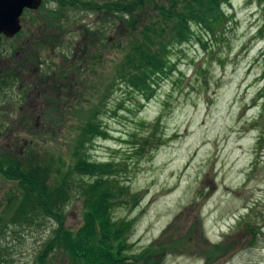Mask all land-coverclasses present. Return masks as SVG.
<instances>
[{"label": "rangeland", "instance_id": "obj_1", "mask_svg": "<svg viewBox=\"0 0 264 264\" xmlns=\"http://www.w3.org/2000/svg\"><path fill=\"white\" fill-rule=\"evenodd\" d=\"M149 1L152 15L156 2H166ZM56 8L55 1L43 0L38 10L24 11L19 34L2 38L0 71L15 56L28 67L22 72L26 85L7 87L0 77L4 168L19 157L29 164L41 161L54 172L61 161L70 165L75 139L101 103L98 115L109 137L97 138L89 154L96 162L117 163L119 182L129 186L130 196L139 197L135 207L133 200L113 212L134 222L132 254L170 236L163 240L168 250L157 255L160 264H205L203 252L212 254L211 264H264V99L259 98L264 89V0H229L224 6L228 20L215 36L195 27L198 37L174 48L173 67L149 101L115 80L124 58L122 21L116 19L105 38L95 36L97 44L82 53L80 28H97L100 21L95 14L66 11L64 27L50 31L61 42L56 50L44 51L46 60L40 62L75 65L76 70L70 77L48 78L59 90L53 96L56 108L50 95L35 91L32 98L39 104L33 119L24 105L29 87L39 83L41 63L26 64L29 57L18 50L41 36L43 15ZM147 138L153 144L143 149ZM18 183L0 174L2 220L11 216L14 201H8L19 193ZM83 202L75 191L65 207V223L74 231L84 222ZM55 227L49 219L31 228L11 225L0 239L1 262L32 264ZM184 235L192 240L190 246L182 242ZM60 260L52 257L53 264Z\"/></svg>", "mask_w": 264, "mask_h": 264}, {"label": "trees", "instance_id": "obj_2", "mask_svg": "<svg viewBox=\"0 0 264 264\" xmlns=\"http://www.w3.org/2000/svg\"><path fill=\"white\" fill-rule=\"evenodd\" d=\"M50 1H55L57 8L46 11L43 15L44 24L41 26L39 23V29H45L41 31V36L38 35L34 43L29 46L25 44L18 50L21 56L29 57V60L24 62L38 67L42 59L46 60L44 51L56 50L54 47L61 41H58V35L55 36L50 31L56 27H64V20L68 19L66 11L95 14L100 21L97 28L93 24L80 26L84 45L82 53L87 52L91 44H97L98 39L96 40L95 36L103 35L105 38L107 27L113 26L116 19H120L126 39L122 44L124 58L117 66L115 80H121L127 89L147 101L154 97L160 82L171 71L174 48L198 37L195 27L203 28L208 34L215 36L228 20L224 6L229 0H166L163 3L156 2L153 7L154 15L147 11L149 0ZM18 58L15 56V61L0 71V77L3 78L1 83L7 87L25 84L22 72L28 67ZM92 58L98 56L93 55ZM40 63L38 68L41 78L39 83L35 84L37 93L50 95L49 98L54 103L52 107L56 108L55 104L58 102L53 96L58 94L59 90L55 87L56 83L53 80V83H50L48 78L54 79L58 75L59 79L70 77L71 71L76 70L73 68L75 65L67 68L58 65L46 66L45 61ZM24 87L26 86L21 89ZM259 98L264 99V89ZM101 106L100 103L97 110L92 112L76 137L72 150L74 161L70 165L61 161L59 169L54 172L50 165L41 161L29 164L24 161L27 159L22 157L11 161L8 168H4L0 161V174L20 182L19 193L12 195L8 201H14V204L10 205V218L0 219V239L11 225L31 228L43 225L47 219L56 223L52 234L44 242L32 264H53L54 255H59L61 264H160L157 255L168 250L163 240H169L170 236L149 245L139 255L132 254L133 243L130 242L129 236L134 222L114 216L113 212L117 206L131 205L130 202L133 204L134 200L132 206L135 207L140 200L133 192V197L130 196L131 190L126 183L119 182L120 169L117 163L96 162L90 158L89 146L99 137H109L99 119ZM151 144L152 140L147 138L143 149ZM75 191H78L84 201L85 211L83 224L74 231L65 223V207ZM125 197L129 199L125 200ZM182 237V242L190 246L192 240L188 235ZM209 247L217 253L224 252H218L220 246ZM202 256L205 264H211V253L209 255L203 252ZM0 264H3L1 260Z\"/></svg>", "mask_w": 264, "mask_h": 264}, {"label": "water", "instance_id": "obj_3", "mask_svg": "<svg viewBox=\"0 0 264 264\" xmlns=\"http://www.w3.org/2000/svg\"><path fill=\"white\" fill-rule=\"evenodd\" d=\"M43 0H0V50L2 38L11 39L22 30L21 16L25 10H38Z\"/></svg>", "mask_w": 264, "mask_h": 264}, {"label": "flooded vegetation", "instance_id": "obj_4", "mask_svg": "<svg viewBox=\"0 0 264 264\" xmlns=\"http://www.w3.org/2000/svg\"><path fill=\"white\" fill-rule=\"evenodd\" d=\"M31 87V86H30ZM26 88H28V86H26ZM37 86L33 85L31 87V89L29 90L28 94H27V101L25 103V112L26 114L28 115L29 118H35L36 117V112L34 111L36 108L35 107H38V104H39V101L37 99H33V95L35 93V91H37ZM39 95V94H38ZM38 102V103H37ZM25 149V147H24ZM20 150L17 149V151L20 153V154H23V153H26L25 150ZM12 154L16 153V151H11ZM17 154V153H16Z\"/></svg>", "mask_w": 264, "mask_h": 264}]
</instances>
